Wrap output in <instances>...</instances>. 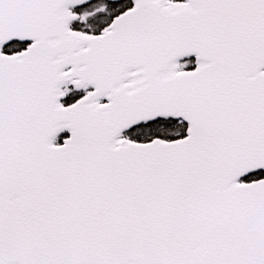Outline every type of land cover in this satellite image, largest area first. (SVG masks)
Returning <instances> with one entry per match:
<instances>
[{
	"label": "snow or ice",
	"instance_id": "6c2138e0",
	"mask_svg": "<svg viewBox=\"0 0 264 264\" xmlns=\"http://www.w3.org/2000/svg\"><path fill=\"white\" fill-rule=\"evenodd\" d=\"M0 264H264V0H0Z\"/></svg>",
	"mask_w": 264,
	"mask_h": 264
}]
</instances>
